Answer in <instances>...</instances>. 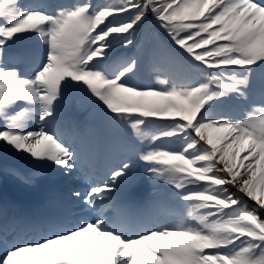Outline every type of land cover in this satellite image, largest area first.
Returning <instances> with one entry per match:
<instances>
[{"label": "snow or ice", "instance_id": "obj_1", "mask_svg": "<svg viewBox=\"0 0 264 264\" xmlns=\"http://www.w3.org/2000/svg\"><path fill=\"white\" fill-rule=\"evenodd\" d=\"M148 23L155 84L144 85L138 59L114 52L136 47ZM25 39L37 50L6 61ZM26 57L30 73L15 66ZM257 68L264 0H0V155L64 176L90 170L85 189L71 192L86 212L76 223L0 219V264H264ZM70 89L121 133L98 180L92 146L81 140L78 150L57 126ZM141 169L160 199L137 207L121 194Z\"/></svg>", "mask_w": 264, "mask_h": 264}, {"label": "bare ground", "instance_id": "obj_2", "mask_svg": "<svg viewBox=\"0 0 264 264\" xmlns=\"http://www.w3.org/2000/svg\"><path fill=\"white\" fill-rule=\"evenodd\" d=\"M263 84H264V83H263ZM261 90H262V89L260 88V89L257 91V93L260 94ZM9 155H12V154H9ZM24 157H26V156H24ZM26 158H27V157H26ZM28 159H30V158H28ZM48 168H52V167H48ZM4 174L6 175L7 178H9V179L12 178L13 181H18V179L16 178V176H15L14 174H12L10 171L4 170ZM21 186H23V185H21ZM25 188H26V189H29V190H35L34 187H32V186H30V185L25 186ZM18 190H19V191H22V189H19V188H18ZM0 217H1V216H0Z\"/></svg>", "mask_w": 264, "mask_h": 264}, {"label": "rangeland", "instance_id": "obj_3", "mask_svg": "<svg viewBox=\"0 0 264 264\" xmlns=\"http://www.w3.org/2000/svg\"><path fill=\"white\" fill-rule=\"evenodd\" d=\"M138 61H139V66H140V65L142 64V62H141V60H138ZM257 86H258V84H257ZM257 86H256V87H257Z\"/></svg>", "mask_w": 264, "mask_h": 264}]
</instances>
